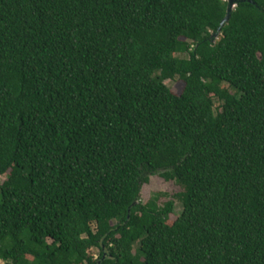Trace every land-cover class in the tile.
<instances>
[{
  "label": "trees",
  "instance_id": "obj_1",
  "mask_svg": "<svg viewBox=\"0 0 264 264\" xmlns=\"http://www.w3.org/2000/svg\"><path fill=\"white\" fill-rule=\"evenodd\" d=\"M234 2L0 0L4 264H264V0Z\"/></svg>",
  "mask_w": 264,
  "mask_h": 264
},
{
  "label": "rangeland",
  "instance_id": "obj_2",
  "mask_svg": "<svg viewBox=\"0 0 264 264\" xmlns=\"http://www.w3.org/2000/svg\"><path fill=\"white\" fill-rule=\"evenodd\" d=\"M168 86L171 87L172 91L175 94L180 95L183 92L184 89V82L180 81L179 79H175L172 81L166 82ZM6 178L0 177V182H3ZM182 188L179 187L174 182H166L159 176L151 177L150 183L147 185H144L142 188V202L146 203L150 200V198L155 193H161V197L159 200V205L163 206L165 203L169 201H173L175 203V215H171V222L175 221L178 217V215L182 211V203L178 198H176V195H178L180 192H182ZM92 253L95 255L96 258L99 256L98 250H93ZM0 264H4L0 260Z\"/></svg>",
  "mask_w": 264,
  "mask_h": 264
},
{
  "label": "water",
  "instance_id": "obj_3",
  "mask_svg": "<svg viewBox=\"0 0 264 264\" xmlns=\"http://www.w3.org/2000/svg\"><path fill=\"white\" fill-rule=\"evenodd\" d=\"M228 2L229 4V7H228V11H227V16L226 18L224 19L222 25H224L226 22L229 21V18H230V14L231 12L236 8V3L234 2V0H225ZM218 33L220 34L221 33V29H219Z\"/></svg>",
  "mask_w": 264,
  "mask_h": 264
}]
</instances>
